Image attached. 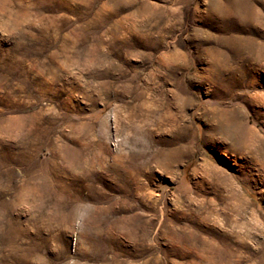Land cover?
I'll use <instances>...</instances> for the list:
<instances>
[{
	"label": "rangeland",
	"instance_id": "1",
	"mask_svg": "<svg viewBox=\"0 0 264 264\" xmlns=\"http://www.w3.org/2000/svg\"><path fill=\"white\" fill-rule=\"evenodd\" d=\"M215 1L0 0V264H264V4Z\"/></svg>",
	"mask_w": 264,
	"mask_h": 264
},
{
	"label": "bare ground",
	"instance_id": "2",
	"mask_svg": "<svg viewBox=\"0 0 264 264\" xmlns=\"http://www.w3.org/2000/svg\"><path fill=\"white\" fill-rule=\"evenodd\" d=\"M247 1V0H246ZM241 2L240 0H217V1H215L214 2V9H215V11H218V12H225V13H233L234 11H236V9H239L240 7H244L245 9H250L251 8V4H250V1H248V2ZM258 2H260V3H262V4H264V0H257ZM256 7V6H255ZM256 9H257V7H256ZM240 10V9H239ZM251 10V9H250ZM249 10V11H250ZM213 11V10H212ZM252 11V10H251ZM246 12V11H245ZM257 13V12H256ZM213 14V13H212ZM211 14V15H212ZM245 14V13H244ZM233 15V14H232ZM256 18H257V14H253ZM223 16H224V14H223ZM225 16H227V15H225ZM229 16V15H228ZM227 16V17H228ZM250 16V15H249ZM261 16V15H260ZM237 18V17H236ZM258 19V18H257ZM261 19V18H260ZM255 20V19H254ZM261 21V20H260ZM169 153H170V151H169ZM182 151H180V150H178V151H176L175 152V154L174 153H170V154H172V157H171V159H168V161H167V166L168 165H171L172 166V164L175 162V161H177V160H179L181 157H182ZM164 154V153H163ZM167 155H169V154H167ZM181 160V159H180Z\"/></svg>",
	"mask_w": 264,
	"mask_h": 264
}]
</instances>
